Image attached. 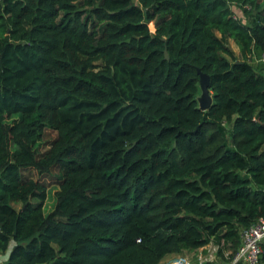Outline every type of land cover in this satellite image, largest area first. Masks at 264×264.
<instances>
[{
    "label": "trees",
    "instance_id": "obj_1",
    "mask_svg": "<svg viewBox=\"0 0 264 264\" xmlns=\"http://www.w3.org/2000/svg\"><path fill=\"white\" fill-rule=\"evenodd\" d=\"M263 55L264 0H0V260L234 255L264 217ZM26 169L58 173L48 215Z\"/></svg>",
    "mask_w": 264,
    "mask_h": 264
},
{
    "label": "built area",
    "instance_id": "obj_2",
    "mask_svg": "<svg viewBox=\"0 0 264 264\" xmlns=\"http://www.w3.org/2000/svg\"><path fill=\"white\" fill-rule=\"evenodd\" d=\"M264 217H261L256 223L246 228L241 233V245L238 251L230 256V253H225V264H264ZM214 249L219 252V245L213 244ZM205 247V246H204ZM201 247L195 250L196 254L193 257L178 256L169 264H206L207 262H217L222 264L217 257V252H210L208 255L203 254ZM219 258L224 259L218 254Z\"/></svg>",
    "mask_w": 264,
    "mask_h": 264
},
{
    "label": "rangeland",
    "instance_id": "obj_3",
    "mask_svg": "<svg viewBox=\"0 0 264 264\" xmlns=\"http://www.w3.org/2000/svg\"><path fill=\"white\" fill-rule=\"evenodd\" d=\"M230 46L236 51V53L239 54V48L238 46L236 45V43L231 40L230 41ZM264 57V55H263ZM258 60H264V58H257L255 57L253 59V63L255 62L256 63H259ZM257 65V64H256ZM14 118H19L18 116H14ZM57 136V132H55L54 130H51V129H47L45 134H44V138L42 139V141L39 143V150L40 149H43V150H46L49 148V145L52 143V141L56 138ZM12 149L13 151L16 150V147L15 146H12ZM57 172L56 170H53L51 172V174H48L46 176H40L36 170L34 169H26L25 172H24V175L26 178H35L37 180H41L43 183H45L47 185V191H48V195H47V199L45 201V206H44V211H45V214H49L56 206V203H57V196H56V192L59 190V185H60V179L58 178L57 176ZM15 207L19 208L21 206L20 203H15L14 204ZM214 243H209L208 245H206L204 248L201 249V251L203 250V254L204 255H208L210 252H215V255H216V250L214 249V246H213ZM13 245H11L12 247ZM8 253V251L6 252ZM194 254H196V252H190V253H183V254H172V255H168L163 261L161 264H169L172 260H173V255L174 256H182V257H193ZM217 257L218 259L220 260V262L222 264H225L226 260L225 258L224 259H221L219 258L218 256V252H217Z\"/></svg>",
    "mask_w": 264,
    "mask_h": 264
},
{
    "label": "water",
    "instance_id": "obj_4",
    "mask_svg": "<svg viewBox=\"0 0 264 264\" xmlns=\"http://www.w3.org/2000/svg\"><path fill=\"white\" fill-rule=\"evenodd\" d=\"M166 58L168 57V54L166 53ZM198 73L200 75V85L202 88V94L199 97L200 106L203 110H206L210 107L213 101V97L211 95V92L209 90V75L200 69H198Z\"/></svg>",
    "mask_w": 264,
    "mask_h": 264
},
{
    "label": "crops",
    "instance_id": "obj_5",
    "mask_svg": "<svg viewBox=\"0 0 264 264\" xmlns=\"http://www.w3.org/2000/svg\"><path fill=\"white\" fill-rule=\"evenodd\" d=\"M262 245H263V248H264V240H263ZM11 248H12V247H11ZM11 248L9 249L8 253H5L4 255L1 256L0 264H4V263L7 261L8 257H9V254H10V250H11ZM192 252H195V251H192ZM192 252H191V253H192ZM187 253H190V252H187ZM173 257L176 258V257H178V256H174V255H173ZM174 258H173V259H174Z\"/></svg>",
    "mask_w": 264,
    "mask_h": 264
}]
</instances>
